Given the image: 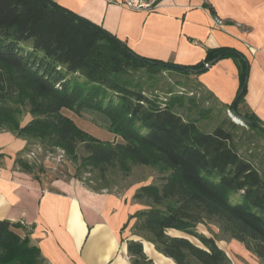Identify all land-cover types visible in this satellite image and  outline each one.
<instances>
[{
    "label": "trees",
    "instance_id": "1",
    "mask_svg": "<svg viewBox=\"0 0 264 264\" xmlns=\"http://www.w3.org/2000/svg\"><path fill=\"white\" fill-rule=\"evenodd\" d=\"M203 6L215 15L209 3ZM232 49L208 48L202 61L180 65L187 68L180 71L170 61L136 54L113 34L52 0H0L1 130L28 143L61 148L77 163L74 178L90 173L83 185L96 192L135 166L156 169L158 181L139 185L132 194L142 207L129 217L134 219L131 233L175 264H231L216 235L199 232L200 224L215 225L219 239L235 240L264 261V174L252 153H239L238 134L247 128L264 137L259 130L264 123L238 109L246 93L248 62ZM215 58H231L238 69L233 102L243 125L227 117L204 131L197 123L215 107L200 108L197 117L189 114L200 101L212 100L199 83L190 88L194 91L170 88L162 96L154 91L163 72L196 75V69ZM142 75L147 77L143 81ZM232 103L217 105L225 112ZM62 108L101 114L120 141L93 137L62 116ZM184 108L189 112L185 116L178 111ZM25 115L29 118L21 124ZM17 163L27 172L35 167L20 158ZM21 226L0 220V264H49L37 246L14 232ZM127 250L132 264L151 262L141 240H128Z\"/></svg>",
    "mask_w": 264,
    "mask_h": 264
},
{
    "label": "crops",
    "instance_id": "2",
    "mask_svg": "<svg viewBox=\"0 0 264 264\" xmlns=\"http://www.w3.org/2000/svg\"><path fill=\"white\" fill-rule=\"evenodd\" d=\"M100 26L136 54L177 65L202 61L206 49L229 47L248 62L241 112L249 111L264 123V0H159L153 11L130 10L106 0H52ZM209 3L221 27L213 25ZM216 104H231L239 87L238 69L231 58L217 60L192 75ZM228 110V109H227ZM22 124V123H21ZM29 143L0 130V220L18 223L20 237L39 248L49 264H132L128 240H141L150 263L175 264L154 246L129 230V219L142 206L133 191L120 196L93 191L79 180L40 179L17 159L29 164ZM125 225V226H124Z\"/></svg>",
    "mask_w": 264,
    "mask_h": 264
},
{
    "label": "rangeland",
    "instance_id": "3",
    "mask_svg": "<svg viewBox=\"0 0 264 264\" xmlns=\"http://www.w3.org/2000/svg\"><path fill=\"white\" fill-rule=\"evenodd\" d=\"M139 75L140 73L134 74V78L139 80ZM142 76V81L143 79L147 78L146 75ZM157 78L158 83L154 92L158 93L160 96L164 94L166 89L170 88L178 92L190 90L194 91V89H190L195 84V80L192 78V75L186 76L177 71H165L161 75H158ZM199 90L200 88H196V91ZM199 94L200 93L197 94V97H199ZM210 104H212L215 109L210 115L198 121L197 124L200 129L204 131H211L222 120H226L227 117H229L231 121H234V118L228 114L227 110L223 112L220 107H218V105L212 100H207L205 102L200 101L198 103L199 106L193 109L191 113L187 112V110H185L186 108L178 111L183 116L189 113L197 117L198 110L202 107H207ZM61 115L65 118H68L81 130L87 132L97 139L109 142L120 141V138L115 136L108 129L107 120L97 112L84 110L80 113H75L72 110L62 108ZM28 118V115L22 116L21 123L24 124ZM234 122L239 125H243L238 121ZM238 134L241 138L239 153L245 157H248L250 153H252V160L254 163L257 161L256 166L261 170V173L264 174V137L260 134H256L253 131L247 130V128H245V130L239 129ZM27 151L29 155L27 159H29V162L35 166V172L40 173V179L42 178L45 181H49L53 178H61L66 181L75 179L74 174L77 171V163L73 162V160L70 159L65 154V151L61 148H47L39 141H32L29 142ZM76 154L79 158L84 155L80 146L77 148ZM158 176L159 173L156 169L146 166H135L129 175L125 177L113 178L111 180L112 182L105 188V190L122 196L125 194V192L133 191L139 185L158 181ZM89 178H91L90 173L84 172L81 174V180L79 181L83 184L84 182H87V179ZM89 184L95 185V182L89 180ZM197 229L199 232H202L208 236L216 235V242L218 246L225 251L231 260V264H264V261H261L251 252L246 250L243 244L238 243L235 240L219 239V230L215 225L209 224L208 226H205L200 224L197 226ZM128 230L131 232V228H126L123 231V234L125 235L127 232H129ZM168 233L173 235L176 232L169 231ZM192 241L195 240L192 239Z\"/></svg>",
    "mask_w": 264,
    "mask_h": 264
},
{
    "label": "built area",
    "instance_id": "4",
    "mask_svg": "<svg viewBox=\"0 0 264 264\" xmlns=\"http://www.w3.org/2000/svg\"><path fill=\"white\" fill-rule=\"evenodd\" d=\"M108 2H118L122 6L130 10H138V11H153L158 6L159 0H106ZM213 25L215 27H221L223 22L221 19L214 15L213 17ZM228 114L233 118L231 114V110H227Z\"/></svg>",
    "mask_w": 264,
    "mask_h": 264
},
{
    "label": "water",
    "instance_id": "5",
    "mask_svg": "<svg viewBox=\"0 0 264 264\" xmlns=\"http://www.w3.org/2000/svg\"><path fill=\"white\" fill-rule=\"evenodd\" d=\"M232 52L234 51L233 49L231 50ZM218 58H215L213 60H211L210 62L206 63L203 67L199 68V69H196L195 72L197 73H200V72H203L205 71L208 67H210L213 63H215V61L217 60ZM171 68L173 69H177V70H180V71H185L187 68L183 67V66H180V65H176V64H173L171 65ZM235 106H236V102H233L232 103V106H231V114L234 118L235 121H238L240 123H242V119L237 115V113L235 112ZM261 131L262 134H264V130L262 129H259Z\"/></svg>",
    "mask_w": 264,
    "mask_h": 264
}]
</instances>
